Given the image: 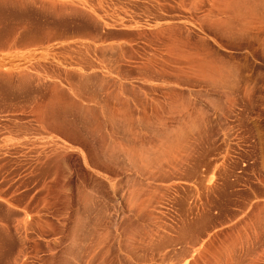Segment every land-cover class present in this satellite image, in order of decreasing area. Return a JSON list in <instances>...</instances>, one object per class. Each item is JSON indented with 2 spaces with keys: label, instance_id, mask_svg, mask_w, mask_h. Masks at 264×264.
Returning <instances> with one entry per match:
<instances>
[{
  "label": "rangeland",
  "instance_id": "obj_1",
  "mask_svg": "<svg viewBox=\"0 0 264 264\" xmlns=\"http://www.w3.org/2000/svg\"><path fill=\"white\" fill-rule=\"evenodd\" d=\"M0 264H264V0H0Z\"/></svg>",
  "mask_w": 264,
  "mask_h": 264
}]
</instances>
